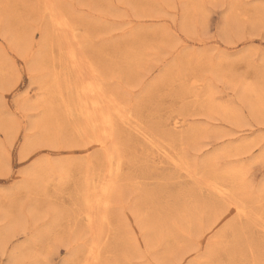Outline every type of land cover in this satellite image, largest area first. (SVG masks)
<instances>
[{"label": "rangeland", "instance_id": "obj_1", "mask_svg": "<svg viewBox=\"0 0 264 264\" xmlns=\"http://www.w3.org/2000/svg\"><path fill=\"white\" fill-rule=\"evenodd\" d=\"M49 1L0 0V264H83L93 241L95 264H264V0H51L127 116L94 228L82 192L105 159ZM213 163L247 193L219 199Z\"/></svg>", "mask_w": 264, "mask_h": 264}, {"label": "bare ground", "instance_id": "obj_2", "mask_svg": "<svg viewBox=\"0 0 264 264\" xmlns=\"http://www.w3.org/2000/svg\"><path fill=\"white\" fill-rule=\"evenodd\" d=\"M45 6L47 9H49L51 25H52L55 37L59 41H61L59 45L65 46L66 59L70 63L72 70L74 72V75L79 81V85H78V88L76 87L77 89L75 93L76 100L85 109L86 121L90 125L98 128L96 135L94 137L95 143L97 144V147H99V149L102 150L103 157L105 159L104 168L99 174H96V176H93L92 174L91 175L86 174L87 176L85 178V187H84L85 189L82 192L83 193L82 195L83 196V208L85 212L83 217H85V221L88 224L87 227L94 228V226L97 224L96 222L103 221L104 218L106 217V211L109 208L111 196L114 192L113 190L116 184L115 181H116L117 171L119 167V159L115 160L112 155L113 151L116 149L114 147L115 143H114V137H113L114 136L113 135L114 118L118 116L121 119L123 118L126 119L127 116L123 112V109H122L123 107H121V105L117 102V100L114 97H112V95L109 96L110 93L107 92L108 88L105 89L106 91L104 90L99 79L97 80V77L95 75L96 73L92 69L89 68L90 67L88 66L89 61L86 60V57L84 58V55L81 52L82 50L79 48L77 41H75L76 36L73 32V28L71 24H69V22L67 21V19L65 18L63 14L54 13L51 0ZM57 11H59V9L56 10V12ZM243 88L249 94H253L257 98V95L255 94V90L251 84L244 85ZM253 101H251V103ZM215 107H217V105ZM158 150L160 151V149ZM237 150H239V148ZM117 155L118 154H116L115 157ZM168 159H170L171 164H173L174 166L186 169V167H184L185 162L181 161V159L176 158V157H171ZM202 166H205V165H202ZM212 169H213L214 175L205 181V185L207 188L215 192V194L218 197H220L219 199L224 200L227 204H229L230 201L233 200L232 198L236 192L233 189V187H235L236 190L241 191L242 195L247 193L248 187L246 184L248 181L245 180L246 179V176H244L245 173L242 172L241 169L232 168L230 170H220V168L215 163H213ZM226 176L228 177V179H231V183L234 184L233 186H231L232 189L229 188V185L226 182H223L222 180H219L218 178V177L225 178ZM233 192L234 194H232ZM237 204L238 203L230 204L228 206L229 207L228 212H230V217H235V216H238V217L246 216L247 217L248 215H252L253 213L252 211L246 210L244 207L237 205ZM262 228L264 229V224L262 225ZM90 243L92 244V245L90 244L92 247H95V248L97 247L95 241L90 242ZM91 246H89V249H87L86 257L84 256L85 261L82 262L83 264H95V260L96 261L98 260V253L97 251H95L96 249L94 248L95 249L94 250Z\"/></svg>", "mask_w": 264, "mask_h": 264}]
</instances>
